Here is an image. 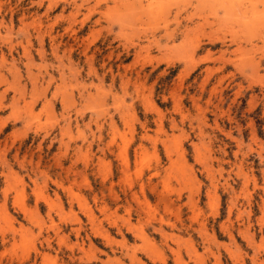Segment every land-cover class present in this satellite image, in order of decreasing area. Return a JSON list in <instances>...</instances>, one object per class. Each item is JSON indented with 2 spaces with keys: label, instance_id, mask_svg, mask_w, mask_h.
I'll return each mask as SVG.
<instances>
[{
  "label": "rangeland",
  "instance_id": "374dc122",
  "mask_svg": "<svg viewBox=\"0 0 264 264\" xmlns=\"http://www.w3.org/2000/svg\"><path fill=\"white\" fill-rule=\"evenodd\" d=\"M0 264H264V0H0Z\"/></svg>",
  "mask_w": 264,
  "mask_h": 264
}]
</instances>
